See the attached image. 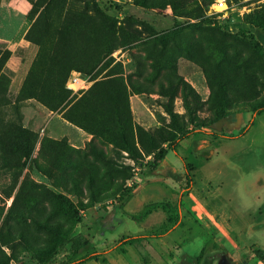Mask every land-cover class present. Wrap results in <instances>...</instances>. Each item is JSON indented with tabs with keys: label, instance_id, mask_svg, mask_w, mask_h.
I'll return each mask as SVG.
<instances>
[{
	"label": "rangeland",
	"instance_id": "374dc122",
	"mask_svg": "<svg viewBox=\"0 0 264 264\" xmlns=\"http://www.w3.org/2000/svg\"><path fill=\"white\" fill-rule=\"evenodd\" d=\"M138 1L0 0V264H264V0Z\"/></svg>",
	"mask_w": 264,
	"mask_h": 264
},
{
	"label": "trees",
	"instance_id": "16d2710c",
	"mask_svg": "<svg viewBox=\"0 0 264 264\" xmlns=\"http://www.w3.org/2000/svg\"><path fill=\"white\" fill-rule=\"evenodd\" d=\"M134 2L136 4L142 3L141 1H138V0H134ZM8 58H9V51L5 48H1L0 49V69L5 65V62L8 60ZM64 97H61L60 95H56L55 98L60 100V102H61ZM262 113H264V103H262L259 106L254 107L252 109V115H260ZM248 124H249V122H248ZM248 124H247V126H248ZM246 127L243 130H246ZM203 132H205V131H203V129H201V128H199V129L190 128V129H186L184 131H181L179 133L176 141L174 143H171L170 147L168 149L176 152L178 141L185 139V138H188L191 134L203 133ZM212 134L218 135V133L216 131H212ZM165 152L166 151H162V150L159 151L158 152L159 158H161L165 154ZM172 175L174 176L173 180L177 183L181 182L183 180V177H184L183 173H172ZM185 177H186V182H187L185 187H186V189H188L190 186V179H189L188 175H185ZM58 199L60 200V202H61L62 206L64 207V209L66 210V212H68L72 216H75L77 214V209H76L74 203L67 196H65L63 194H59ZM133 220L138 221L139 216H136L135 218H133ZM171 230H173L172 227L165 229L164 231H162V233H154L152 235V237L159 238L160 236L166 235ZM150 236L151 235H130V236L122 238L119 241V246L122 248V246H124L126 244L132 245L134 243L140 242L141 240H145V239L149 238ZM54 252H56V250H54L50 246H46V247L40 248L39 250L35 251L34 254L36 255L37 258L43 260V258H45V259L49 258L51 256V254H53ZM121 252H124V250H121ZM203 253H204V248H201V250L199 251V254L196 256L197 262L201 258ZM100 255H101V253L96 252V251L87 252V253H84L79 259H77L75 261H68V262L62 263V264H83L84 262L89 261V260H97Z\"/></svg>",
	"mask_w": 264,
	"mask_h": 264
},
{
	"label": "built area",
	"instance_id": "2783aa9c",
	"mask_svg": "<svg viewBox=\"0 0 264 264\" xmlns=\"http://www.w3.org/2000/svg\"><path fill=\"white\" fill-rule=\"evenodd\" d=\"M89 80L79 72H72L65 83V87L72 93L84 91L89 87Z\"/></svg>",
	"mask_w": 264,
	"mask_h": 264
},
{
	"label": "flooded vegetation",
	"instance_id": "af4514ba",
	"mask_svg": "<svg viewBox=\"0 0 264 264\" xmlns=\"http://www.w3.org/2000/svg\"><path fill=\"white\" fill-rule=\"evenodd\" d=\"M247 125H244L241 129H240V131H238V133H232V131H231V129H227L224 125L222 126V130L223 131H225V132H220V130L219 131H217L216 130V132L218 133V135H214V134H212V131H215V130H212V131H210V133H209V135H211V136H213V137H216V138H220V139H228V140H232V139H236L237 137H240V136H242V134L244 133V128L246 127ZM172 175V173H170V176ZM173 179V178H172ZM257 191H259V190H257ZM260 192L261 193H263V191H261L260 190ZM261 224H264V222L263 223H261ZM255 226H258V225H255ZM221 257H225L226 258V256L225 255H223V254H221L220 255V258ZM220 258L217 260V263H218V261L220 260ZM227 259V258H226ZM228 260V259H227ZM228 262H229V260H228ZM216 263V264H217ZM229 264H231L230 262H229Z\"/></svg>",
	"mask_w": 264,
	"mask_h": 264
},
{
	"label": "water",
	"instance_id": "95a60500",
	"mask_svg": "<svg viewBox=\"0 0 264 264\" xmlns=\"http://www.w3.org/2000/svg\"><path fill=\"white\" fill-rule=\"evenodd\" d=\"M222 120H224V118L215 121L211 126L213 128H217L216 125H218ZM217 264H229V262L225 257H221Z\"/></svg>",
	"mask_w": 264,
	"mask_h": 264
},
{
	"label": "crops",
	"instance_id": "0c3cea01",
	"mask_svg": "<svg viewBox=\"0 0 264 264\" xmlns=\"http://www.w3.org/2000/svg\"><path fill=\"white\" fill-rule=\"evenodd\" d=\"M170 233V232H169ZM167 235V234H166ZM165 240L167 238V236H164ZM166 242V241H165ZM166 244V243H165ZM128 245V244H127ZM168 246V245H167ZM132 261V260H131ZM138 261V259H134V263ZM83 264H86V263H83ZM130 264V263H129ZM131 264H133V261L131 262ZM145 264H149V263H145ZM159 264H163V263H159ZM166 264V263H165Z\"/></svg>",
	"mask_w": 264,
	"mask_h": 264
}]
</instances>
